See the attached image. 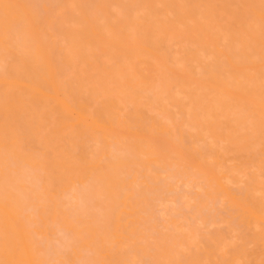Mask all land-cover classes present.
I'll return each instance as SVG.
<instances>
[{
	"label": "bare ground",
	"instance_id": "obj_1",
	"mask_svg": "<svg viewBox=\"0 0 264 264\" xmlns=\"http://www.w3.org/2000/svg\"><path fill=\"white\" fill-rule=\"evenodd\" d=\"M0 264H264V0H0Z\"/></svg>",
	"mask_w": 264,
	"mask_h": 264
},
{
	"label": "rangeland",
	"instance_id": "obj_2",
	"mask_svg": "<svg viewBox=\"0 0 264 264\" xmlns=\"http://www.w3.org/2000/svg\"><path fill=\"white\" fill-rule=\"evenodd\" d=\"M177 191L180 193V196H172L165 204H163L159 209L160 212L157 213V218L161 221H166L169 219L182 220L181 213L185 215V220L189 223H192L193 213L191 208L188 206V199L185 194V187L180 184L177 188ZM197 193L201 191L196 190ZM176 199V200H175ZM217 209H221V204L217 205ZM220 212V211H219ZM185 226V223H182ZM218 228V225L209 226L208 229H203L204 232H212Z\"/></svg>",
	"mask_w": 264,
	"mask_h": 264
}]
</instances>
